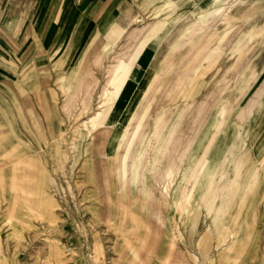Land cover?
Returning a JSON list of instances; mask_svg holds the SVG:
<instances>
[{"label": "crops", "instance_id": "crops-1", "mask_svg": "<svg viewBox=\"0 0 264 264\" xmlns=\"http://www.w3.org/2000/svg\"><path fill=\"white\" fill-rule=\"evenodd\" d=\"M165 1L0 0V264H103L102 257L94 259L98 234L105 240L108 263L116 260V264H163L167 260L168 223L164 236L149 225L139 242H124L121 254L110 255L108 248L113 250L115 243L110 244L109 240L117 234L137 232L123 225V219H119L116 229L107 226L116 220L114 204H124V199L120 194L114 195L116 181L98 173L111 170L106 162L94 158L85 162L82 169L85 178L81 198L86 210L79 218L86 224L84 228L63 225L66 217L61 213V200L55 190L58 182L47 174L54 150L50 149V141L61 135V92L95 90L91 76L103 73L101 69L107 76L125 73L127 78L120 94L139 88L143 77L154 70L158 59L156 37L163 26L160 21L145 31L140 22ZM182 1L170 0L168 6L176 8ZM114 80L107 77V90L113 89ZM263 93L264 88L257 85L237 111L235 120L239 122L252 111ZM219 119L215 115L199 120L187 147L185 140L180 149L174 147V156L186 148L185 159L166 186H178V170L184 161H191L185 167L187 177L191 164L196 165L195 170L203 164L210 147L224 131L219 129L207 145L214 132L212 124H218ZM119 123L116 119L113 130L105 132L102 151L107 156L118 150L122 140L123 133L115 130ZM256 123H260L261 130L251 128L250 123L242 132L238 129L239 140L251 139L253 146L239 148L230 158L226 149L216 172L221 170L220 181L227 180L218 185L217 179H212L200 198L207 211L203 210L202 218L212 216L216 220L205 226V234L198 242L203 264H264V168L257 174L253 172L259 164L264 166V117ZM167 142L162 145L164 153L168 152ZM231 163L232 176L227 173ZM121 169V179L125 180L129 173L131 184L139 183L147 195L149 168L140 169L138 163L130 167V172L124 166ZM238 177L239 181L232 184ZM175 193L176 189L168 194L171 208L172 203L177 204ZM254 202H259L252 216L255 226L243 223L238 227V220L252 219L251 215L246 216L251 209L245 204ZM232 215L237 223L228 252L230 238L222 241L221 233ZM213 252L216 253L212 256Z\"/></svg>", "mask_w": 264, "mask_h": 264}, {"label": "rangeland", "instance_id": "rangeland-1", "mask_svg": "<svg viewBox=\"0 0 264 264\" xmlns=\"http://www.w3.org/2000/svg\"><path fill=\"white\" fill-rule=\"evenodd\" d=\"M168 1L140 22L144 23L145 31L160 21L163 26L156 37L158 59L154 70L143 77L139 88L126 90L117 99L113 98L111 90L106 88V81L107 77L112 80L116 76H107L105 69H101L103 73L91 76L90 81L94 83L95 90L61 92V135L50 141V149L54 150L47 174L58 182L55 190L61 200V213L66 217L63 225L84 228L86 224L79 218L86 210L81 198L84 188L82 179L85 178L82 169L85 162L93 161L94 158L97 162H106L111 170L98 173L115 180L117 185L113 188L114 195L120 194L124 199V204H114L116 220L108 222L107 226L116 229L119 219H123V225L129 226L131 232H137L135 235L117 234L109 240L108 243H115L113 250L108 248L110 255L121 254L124 242L130 245L139 242L143 237L141 233L149 225L153 231L163 235L168 223L169 255L163 264H203V251L198 242L205 234V226L216 222L212 216L202 218L203 199H199V193H196V185L207 160L198 172L195 171L196 165L191 164L188 177L185 167L191 161L189 158L187 163L184 161L183 168L178 170L176 187L166 186L165 177L181 155H173L174 147L178 150L182 141H186L185 145L190 142L200 125L199 120L211 119L215 115L220 117L218 124H212L214 132L207 145L219 134V129V132L224 130L210 147L209 162L222 159L226 149L230 158L239 148L246 149L252 144L251 139L239 140V130L242 132L247 129L249 123L251 128H258L260 123L256 122L264 117V93L260 103L239 122L235 116L257 85L264 88V0H224L220 4H214L218 0H183L176 8L162 7ZM219 7L222 9L219 10ZM129 99L132 100L130 104ZM103 114L105 116L101 118ZM116 119L120 123L115 130L123 133L122 140L118 150L107 156L102 151V143L105 132L113 130ZM130 119L133 121L127 125ZM231 119L234 120L230 122ZM160 137H163L162 145L168 141V155L163 158L166 167L159 160L154 163ZM234 146L237 148L233 149ZM238 157L240 159V155ZM138 163L139 168L145 170L152 165L156 168L165 167L163 177L158 180L156 171H151L153 173L149 175L146 186L147 195L143 194L139 183L136 186L131 184L129 173L125 180L121 179L123 166L126 172H130V167ZM233 167V163L228 166L227 173L230 176L233 175ZM262 167L259 164L253 172L257 174ZM220 172H216L213 177L219 182L218 185L227 180L224 178L220 181ZM159 182L163 185L155 186ZM121 183L123 186H118ZM174 189L177 204L172 203L171 208L167 199ZM243 198H240V205ZM197 199L199 201L195 206ZM258 204H245L251 209L246 211V216L251 215L252 219H243V222L238 220V227L243 223L255 226L252 216L258 210ZM235 223L237 221L232 215L221 233L222 241L230 238L227 240L228 252L233 243ZM95 239L94 259L102 257L103 264H116V260L111 263L106 260L104 248L107 247L103 236L98 234Z\"/></svg>", "mask_w": 264, "mask_h": 264}, {"label": "bare ground", "instance_id": "bare-ground-1", "mask_svg": "<svg viewBox=\"0 0 264 264\" xmlns=\"http://www.w3.org/2000/svg\"><path fill=\"white\" fill-rule=\"evenodd\" d=\"M222 1H224V0H218V1H216L214 4H220ZM169 2H170V0L164 5V6H162V7H166V6H168L169 5ZM220 8V7H219ZM222 8H220L219 10H221ZM126 77V75H125V73H123V72H120L116 77H115V80H114V83H113V89L111 90V95H112V97L113 98H118V96H119V94L121 93V89H122V87H123V83H124V78ZM105 116V114H103L102 115V117L101 118H103ZM224 133V132H223ZM222 133V134H223ZM150 135H151V133H150ZM160 141V140H159ZM158 141V142H159ZM188 143H190V142H188ZM188 145V144H187ZM187 145H186V147H187ZM166 148H167V146H166ZM227 148V147H226ZM211 149V148H210ZM210 149H209V152H208V155L210 156V154H211V151H210ZM184 152L177 158V162H176V165L173 167V169L171 170V172H169V175L167 174V176L165 177L166 179L165 180H169L171 177H173L174 176V174H175V172H176V168L178 167V165L180 164V163H182V161H183V158H184V155H185V151H186V148L183 150ZM166 155H168V153L166 152V153H164L163 152V150H162V140L160 141V144L159 145H157V147H156V152H155V154H154V163H156L157 162V160H159V162L161 163H163V164H165V161L163 160V158L166 156ZM170 155L171 154H169V157H170ZM207 155V158H206V160H207V164H206V166L204 167V169H203V172H202V174H201V177H200V180H199V182H198V184L196 185V187H197V195H198V193H199V195H198V197H199V199L201 198V196H202V194L204 193V191H205V189H206V186L208 185V183L213 179V177H214V175H215V172H216V169H217V167H218V165L220 164V162H221V158L216 162V161H214V159H212L211 160V162H209V156ZM158 156H159V158H158ZM206 160H205V162H206ZM115 164V163H114ZM167 166V164H165V167ZM158 168H162V170L163 171H159L158 170ZM203 167H202V164H200L199 166H198V168L195 170L196 172H198L200 169H202ZM152 170H155L156 172H155V177H156V180H158L157 178H162L163 177V175H164V170H165V168L164 167H154L153 165L149 168V174L151 175L152 173H151V171ZM201 172V171H200ZM141 174V177H142V172H140ZM121 178H122V174H121ZM238 182L239 181V177L236 179V180H232V184L234 183V182ZM141 183H142V180H141ZM195 183V182H194ZM233 189L234 188H232V192H233ZM196 193H195V195H196ZM199 199H197L196 200V204H195V206H197V203H198V201H199Z\"/></svg>", "mask_w": 264, "mask_h": 264}]
</instances>
